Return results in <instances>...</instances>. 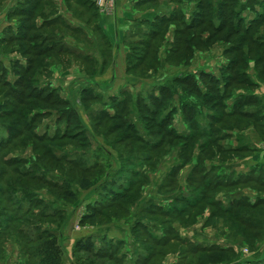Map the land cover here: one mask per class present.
Masks as SVG:
<instances>
[{
	"label": "rangeland",
	"instance_id": "obj_1",
	"mask_svg": "<svg viewBox=\"0 0 264 264\" xmlns=\"http://www.w3.org/2000/svg\"><path fill=\"white\" fill-rule=\"evenodd\" d=\"M107 1L0 0V264H264V0Z\"/></svg>",
	"mask_w": 264,
	"mask_h": 264
},
{
	"label": "trees",
	"instance_id": "obj_2",
	"mask_svg": "<svg viewBox=\"0 0 264 264\" xmlns=\"http://www.w3.org/2000/svg\"><path fill=\"white\" fill-rule=\"evenodd\" d=\"M151 1H154V0H140V2L137 3L138 4H145L147 2H150ZM35 8H32L33 10L37 8L38 4L35 3ZM93 5V4H92ZM94 7V5H93ZM98 10L95 9V12H97ZM17 12V11H16ZM156 20V19H155ZM154 20L153 23L149 22V24L151 25H155L157 22ZM159 22L160 23H163V20L162 18H159ZM255 23V22H254ZM195 24H193V22H191L190 24H188L187 26H185V28L187 29H190L191 27H194ZM250 28H252V26H248L245 31L247 32ZM219 28L216 27L214 30H218ZM19 37H21L19 35ZM191 77V76H190ZM189 77H187L186 79L183 80V83L185 84ZM216 81V80H215ZM215 84H217V81L215 82ZM226 83H224L222 85V94L220 97H215L214 98H218V99H222L224 97V94L226 93ZM162 88V87H161ZM166 88V87H164ZM216 90V89H215ZM93 100H96L95 98ZM150 100H152L150 98ZM240 99H238L239 101ZM155 102L156 105L159 104L158 100H153ZM253 103V99L251 97H249L248 100L246 101H243L240 103L239 107L238 108H241V107H245L247 106L248 104ZM121 101H118L116 103V105H120ZM256 103V101L254 102ZM253 103V104H254ZM142 108L146 109L148 108V106H146L145 104H142L141 105ZM238 112H240V114H238L239 116H246V117H251L250 115H252L254 117L253 114L249 113L248 111H240L238 109ZM213 119V118H212ZM217 120V118H214V121ZM131 126H128L126 128L130 129ZM178 139L179 137L176 136ZM139 138V137H138ZM230 152L232 151H237V152H240L241 150L239 149H236V150H229ZM97 167V166H95ZM42 178V177H40ZM45 181V180H44ZM53 189H55L56 187L55 186H52ZM118 196V194H114V196ZM72 194L69 193L67 194V197H71ZM33 200V199H32ZM28 211H25V213L23 215H20V217L18 215H16L17 218H15L16 220L20 221L22 220L23 216L26 217V216H29L28 215ZM17 212L19 213V211L17 210ZM39 214L40 213H33V218H38L39 217ZM92 214L89 213V215H84L83 217H81V219L79 220V223L82 224L85 220H90L88 219ZM66 224V223H65ZM30 231H32V233H30ZM43 231V229H42ZM54 233V232H53ZM52 232H50L49 234H46L45 231L43 232H39V228H33L32 230L31 229H28V228H19L17 229V234L20 238V242L22 244V246H20V252H21V261H22V264H25L27 262V264H61V250H60V245L58 244V242L56 241V236L53 234ZM45 237V238H44ZM41 238H44V240L41 241ZM80 241V240H78ZM81 243V242H80ZM78 244V246L76 247L78 252H85L86 253V256L90 257L91 259L95 260L96 258H103V259H106L110 262H112L113 264L116 263V260L115 259H112V254H106L104 253L103 251L101 250H97L95 252H93V247L91 244H84L83 246L81 244ZM25 248L29 251V255H25L24 254V250ZM115 251V250H113ZM112 251V252H113ZM203 251V250H201ZM205 252V251H204ZM23 254V255H22ZM114 258V256H113Z\"/></svg>",
	"mask_w": 264,
	"mask_h": 264
},
{
	"label": "crops",
	"instance_id": "obj_3",
	"mask_svg": "<svg viewBox=\"0 0 264 264\" xmlns=\"http://www.w3.org/2000/svg\"><path fill=\"white\" fill-rule=\"evenodd\" d=\"M140 0H136L135 2H134V4H137L138 2H139ZM119 4H122V0L121 1H119ZM118 5V4H117ZM139 5V4H138ZM119 10V7H118V9H117V11ZM116 11V12H117ZM119 12V11H118ZM117 12V13H118ZM116 13V16H119L118 14ZM114 20V18L113 17H105V15L103 16H101L100 18H99V27H100V30L104 33V32H107L108 34H109V31H111L112 33H114V26L115 25H117L118 24V20H116V23H114V22H111V21H113ZM116 33H117V31H116ZM16 250V252H17V249H15ZM18 253V252H17ZM21 262V257L20 256H18L17 257V254L15 253V260H14V263L13 264H19Z\"/></svg>",
	"mask_w": 264,
	"mask_h": 264
},
{
	"label": "built area",
	"instance_id": "obj_4",
	"mask_svg": "<svg viewBox=\"0 0 264 264\" xmlns=\"http://www.w3.org/2000/svg\"><path fill=\"white\" fill-rule=\"evenodd\" d=\"M97 2H99V3L104 2L105 6L111 4V2H108L107 0H97Z\"/></svg>",
	"mask_w": 264,
	"mask_h": 264
}]
</instances>
